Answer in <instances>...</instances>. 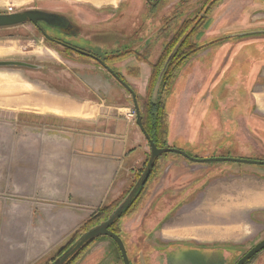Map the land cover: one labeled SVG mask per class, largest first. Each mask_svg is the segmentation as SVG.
I'll return each instance as SVG.
<instances>
[{"label": "rangeland", "instance_id": "1", "mask_svg": "<svg viewBox=\"0 0 264 264\" xmlns=\"http://www.w3.org/2000/svg\"><path fill=\"white\" fill-rule=\"evenodd\" d=\"M188 1L186 8L188 13L193 12L190 16L193 18L194 12L200 13L199 5L204 7V0ZM45 3L53 5L58 3L64 11L70 8V4L60 0H0V14H5L9 6L21 11L30 7H44ZM146 6L143 0H129L122 4L119 11L102 6L94 12L101 22L107 20L105 24L107 26L102 24L103 28H92L98 29L95 31L102 34L101 38L88 41L82 37L74 39L73 42L92 53L106 55L107 58L112 59L113 61L108 62L107 65L113 69H120L117 66L123 60L136 62L135 58L139 60L146 58V62L155 64L158 61L155 58L163 53L165 35L163 32L160 33V30L154 32V29L166 14L162 12L163 5L157 6L155 12L152 9L153 15ZM53 8L55 9V6ZM214 8L205 15L194 39L196 44L213 41L214 37H206L210 36L206 32L215 21V17L211 15ZM222 13L223 11H220L217 17ZM236 27L233 26L232 29H237ZM173 28L174 26L170 25L169 30ZM85 29L90 30V28ZM82 33L87 34V31ZM234 33L215 32L211 35L223 39ZM245 53L244 45L239 43L231 47L213 45L204 55L196 58L193 56L190 60L202 61L204 78L197 88L190 92L189 97L185 98L186 104L183 99L181 107L177 106V97L181 89L186 86L185 76L188 71L181 78L179 73L190 60L178 71L170 89L164 92L161 99L168 126L167 145H171L170 126L173 125L175 117H181L180 124L186 120L190 98L198 89L191 100L193 105L189 116L195 128L192 130V136L199 142L193 144V140L190 139L186 145L182 144L183 123V128L180 129L181 132L183 131L182 135L172 139L175 148H181L191 156L200 158L228 157L264 161V123L260 125L255 114L248 112L250 109L248 95L256 73L250 74L247 71L249 68L243 60L249 58ZM114 54L118 56H111ZM138 55H141L140 58ZM8 60L39 67L37 70L0 68V106L15 108V110L0 108V122L3 123V120L10 122L7 127H10L11 135H19L20 109L37 111L35 105L41 103L40 101L65 102L74 95H78V101H83L86 97H92L89 89L96 92V88L105 90V96L104 92L99 93L105 97L106 103L126 105L130 115L135 119L131 96L106 71L94 61L80 58L48 42L32 24L0 29V61ZM209 60L212 62L208 63ZM254 68L257 69V66ZM127 69L128 73L137 76L139 70L137 65L129 64ZM144 76L146 75L138 74L136 77L138 83L144 81ZM123 79L134 90L139 101H145L149 79L144 88L130 83L125 77ZM157 93L158 91L155 95ZM46 116L51 115L40 116L37 119L27 118L28 134L34 133L35 130H47L44 133L48 135L60 131H65L62 135H70L65 129L71 126L81 129L86 127H83L81 121L71 122L62 117ZM46 118H50L48 120L51 121L45 120ZM144 144L145 150L141 152L142 160L132 171L134 172L132 181L125 191L130 190L149 156V145ZM212 195L216 197L213 203L216 202L221 206L233 204L244 206L243 214L246 221L248 214L251 216L249 231L251 239L247 237L235 244H218L223 246V251L218 254L210 253L207 256L200 248L213 247L217 244L202 240L222 238L225 229L221 226L232 221L234 215L231 211L209 209V213L203 216L202 220L198 217L194 219L182 217L178 221V218L185 211L197 209L205 211L204 206L200 207V205ZM97 211L93 212L90 218ZM197 219L203 222L201 226L191 222L192 220L197 222ZM186 220L190 221L186 222ZM211 221H214L213 225L216 227L213 233L215 237L209 234L202 235L203 232L199 234V238L196 236L176 238L163 233L164 228L172 227L174 223L183 226L192 223L190 230L205 231L210 227L208 222ZM116 231L130 264H235L250 248L264 239V166L229 162L195 164L186 160L184 162L181 157L168 155L160 160L140 198L120 220ZM245 231L247 234L248 228ZM187 248L191 249L186 250ZM262 255L264 251L247 264H258L257 260ZM74 264H122V260L114 243L107 238H101L78 257Z\"/></svg>", "mask_w": 264, "mask_h": 264}, {"label": "crops", "instance_id": "2", "mask_svg": "<svg viewBox=\"0 0 264 264\" xmlns=\"http://www.w3.org/2000/svg\"><path fill=\"white\" fill-rule=\"evenodd\" d=\"M60 1L70 4V8L64 11L58 3L50 4L53 10L66 13L78 26L98 30L92 28H103L107 20L101 22L94 11L102 6L119 11L122 4L129 0ZM220 11L223 13L217 17ZM211 15L215 17V21L206 32L210 36L206 37L213 36V40H217L216 35H211L215 32L219 34L235 32L233 36L246 34L244 38L216 45L228 47L239 43L244 45L245 55L249 58L243 60L249 68L247 71L250 74L256 73L248 95L250 104L248 112H253L262 125L264 123V0H224L221 5L214 8ZM233 26H237V29H232ZM206 50L208 48L198 57L204 55ZM211 62L212 60L208 61ZM132 63L139 68V76L146 75L142 83H138L133 76H126L125 69ZM202 65L201 60H190L180 71V78L186 71L188 72L185 76L186 86L178 93V107L182 106L183 99L189 97L190 92L203 81ZM254 66H257V69ZM118 67L127 81L139 85L140 88L145 87L150 75V69L146 64L123 61ZM99 89L96 88V92L89 89L93 98L86 97L83 101H78V95H74L65 102L40 101L41 103L35 105L37 111L20 109L18 136L11 135L10 127H7L10 122L5 120L3 123L0 122V264H43L46 258L62 246L93 212L117 200L129 187L134 175L132 171L141 162V152L145 150L144 143L147 141L136 124V118L130 115L128 107L123 104L106 103L105 97L102 96V93L104 92L105 96L106 92ZM197 90L190 98V107L183 122L184 128L183 123L180 124L179 116L175 117L173 125L170 126L172 147H175L172 142L173 137L179 138L183 132L180 131L182 128L183 145H186L190 139L193 140V144L199 142L192 136V130L195 128L189 116L193 105L191 100ZM0 108L15 110L6 106ZM45 115L66 118L71 122L81 121L83 127H86L81 129L71 126L65 129L70 135H62L65 131L48 135L44 133L47 130H35L34 133L28 134L27 118L37 119ZM48 119L50 118L45 120ZM179 150L183 151L181 148ZM215 198L213 195L208 196L207 201L201 203L200 207L204 206L205 211L198 209L185 211L180 214L178 221L182 217L186 219L198 217L202 220V217L209 213V209L231 211L234 215L232 221L221 226L225 229L223 237L202 241L222 245L242 242L247 237L251 239L249 234L251 216L248 214L246 221L243 214L244 206L234 204L221 206L216 202L213 203ZM197 220L191 222L201 226L203 222ZM213 222H208L210 227L207 230L199 232L190 230L192 223L187 226L174 223L172 227L164 228L163 233L176 238L180 236L199 238V234L203 232L202 235L209 234L215 237L213 233L216 227ZM247 228L248 233L245 234ZM257 262L264 264V255Z\"/></svg>", "mask_w": 264, "mask_h": 264}, {"label": "trees", "instance_id": "3", "mask_svg": "<svg viewBox=\"0 0 264 264\" xmlns=\"http://www.w3.org/2000/svg\"><path fill=\"white\" fill-rule=\"evenodd\" d=\"M222 0H204V7L201 13L204 15L201 20L198 21L197 18H193L190 20H187L184 24V26L181 28L180 32L176 34V37L172 41V43L169 44V46L166 47V51L162 54L161 59L158 60L155 64L151 65V75L148 80V86H147V97L145 98V101H142L137 98V107L140 114V122L141 126L144 130L145 135L148 137L149 141H151L156 149L158 150H166V149H176L175 147L167 145L166 138H167V131L168 126L166 123V118L162 106V96L165 91H168L174 82L176 78V74L178 71L185 65L187 61H189L193 56L200 53L204 46H201L199 44H196L194 41L197 32L200 30V22L205 18V15H208L211 10L221 2ZM200 13V14H201ZM246 35V34H245ZM245 35H239V38H242ZM220 40H214L211 43L218 42ZM210 44V42H209ZM207 45V44H206ZM185 50V53H182V51ZM139 62L145 61V60H137ZM132 74V73H129ZM134 75V74H133ZM138 76V73H137ZM136 76V77H137ZM135 77V76H134ZM160 82V87L158 91V95H154L155 87ZM179 150V149H178ZM186 153V152H185ZM188 156L192 158H198L203 159L196 156H191L190 154L186 153ZM168 155H176L178 157H181L175 153L171 152H164L162 153L154 162V165L151 169V172L145 182V184L140 188V190L137 192V194L134 196L130 204L125 208L124 212L121 214V216L108 227V231L114 233L115 235L119 236L117 233V225L120 222V220L127 215V213L130 211V209L133 207V205L137 202V200L140 198L143 190L145 189L146 185L150 181L151 177L153 176L159 162L161 159L167 157ZM150 156V153H149ZM149 156L143 163V167L141 171L138 174V177L135 179L134 183L132 184L129 191L123 192L122 196L118 198L117 200L113 201L108 206L102 207L97 211V213L92 216L88 221L83 223L69 238L66 240L62 246H60L48 259L45 260L43 264H52L55 260H57L59 257H61L77 240H79L84 234H86L91 229L99 226L100 224L106 222L108 218L111 216V214L117 209V207L120 205V203L128 196L138 179L141 177ZM182 159L186 160L185 158L181 157ZM205 159V158H204ZM188 161V160H186ZM191 162V161H188ZM195 163V162H191ZM195 164H207V163H195ZM120 237V236H119ZM101 238H107L111 240L108 237H99L93 240L89 245H87L85 248H83L76 257L69 263L74 264V262L80 257L85 251H87L94 243H96ZM112 241V240H111ZM113 242V241H112ZM114 243V242H113ZM116 246V244L114 243ZM223 247V246H222ZM221 245H214L213 247H207L204 246L202 250V253L205 255H209L210 253L218 254L221 251H223L224 248H222ZM117 248V246H116ZM191 249L187 248L186 250ZM118 250V248H117ZM119 252V250H118ZM120 255V253H119ZM121 257V256H120ZM122 260V259H121ZM129 260V259H128ZM250 262V261H249ZM247 262V263H249ZM246 263V264H247ZM123 264V263H122Z\"/></svg>", "mask_w": 264, "mask_h": 264}, {"label": "water", "instance_id": "4", "mask_svg": "<svg viewBox=\"0 0 264 264\" xmlns=\"http://www.w3.org/2000/svg\"><path fill=\"white\" fill-rule=\"evenodd\" d=\"M45 6H38V7H30L23 9L21 11H14L10 14H0V29L2 28H13L22 26L25 24H32L34 26H38V23L44 24L49 29H58L60 32H62L65 35H71L74 37L82 38L85 37L88 41H94L96 39L101 38L102 34H100L99 31L95 30H89L85 29L82 26H78L75 24L72 19L66 14L57 12L52 9L50 4H44ZM87 31V34H83L82 32ZM47 40H50L49 37L42 33ZM81 55L84 56H90L85 52L77 51ZM94 58V57H93ZM96 60V58H94ZM109 74L113 76V78L132 96V101L134 104V112H135V118H136V124L143 134L144 138L146 139L149 148H150V156L147 162V165L141 175V177L138 179L128 196L120 203V205L117 207V209L111 214V216L108 218V220L99 226L91 229L86 234H84L79 240H77L61 257H59L57 260H55L52 264H69L74 257L78 255V253L85 248L87 245H89L93 240L99 237H108L110 238L117 246L122 263L123 264H130L128 260L127 253L125 251L124 245L121 241V238L114 233L108 231V227L112 225L124 212L125 208L130 204L134 196L137 194V192L140 190V188L145 184L151 169L154 165L155 160L164 152H171L175 153L183 158H185L188 161L195 162V163H209V162H229V163H239V164H246V165H256V166H264V161H258V160H249V159H241V158H192L188 156L184 151L178 150V149H166V150H158L154 146V144L149 141L148 137L145 135L144 130L141 126L140 122V114L138 111L137 104L135 103V94L132 91V89L124 83L122 80H120L119 77H117L112 70H110L106 65L100 61L96 60ZM26 68V69H39L38 66L30 65L23 62L18 61H0V68ZM160 87V82L158 81L155 90L154 95L156 93L157 87ZM264 250V239L255 244L252 248H250L235 264H246L252 258H254L257 254H259L261 251Z\"/></svg>", "mask_w": 264, "mask_h": 264}, {"label": "flooded vegetation", "instance_id": "5", "mask_svg": "<svg viewBox=\"0 0 264 264\" xmlns=\"http://www.w3.org/2000/svg\"><path fill=\"white\" fill-rule=\"evenodd\" d=\"M144 1V4L145 5H147L146 7L147 8H149V10H151L152 11V9H153V11L155 12L156 10H157V6H159V5H163V10H162V12L163 13H165L166 15L162 18L163 20H161L156 26H155V28L156 29H154V32H156V31H159L160 33L161 32H163L164 33V37H165V39H164V44H163V46H162V49H163V53L166 51V47L167 46H169V44L170 43H172V41L174 40V38L176 37V34L178 33V32H180V30H181V28L184 26V24H185V22L187 21V20H190V19H195V18H197L198 17V21L199 20H201V18L204 16V15H202L203 13H201L202 12V10H203V7H202V5H199V8H198V11L201 13H197V11L196 12H194V17L193 18H190V16L193 14V12L192 13H188V10H187V3L189 2L188 0H155V2H154V0H143ZM191 1V0H190ZM151 3V4H150ZM151 11H150V13H151ZM152 11V15H153V12ZM198 14V16L196 17V15ZM151 15V16H152ZM150 16V17H151ZM203 21V20H202ZM200 22V24L198 25V26H201V24L203 23V22ZM149 22V21H148ZM170 25H173L174 26V28H173V30H169V27H170ZM34 26V25H33ZM35 27V29L45 38V36L42 34V33H45L48 37H49V39L50 40H47L46 38V40L48 41V42H50V43H52V44H54L55 46H58V47H60L61 49H63V50H65L66 52H69V53H71V54H74V55H77L78 57H82V58H88V59H90V60H92V61H94L95 63H97L104 71H106L96 60H100V61H102L105 65H106V67H108L110 70H112L113 71V73L117 76V77H119L120 78V80H122L124 83H126L125 82V80L123 79V77H125L123 74H122V72H121V70L120 69H113V68H111L110 66H108L107 65V63L108 62H111V61H113L112 59H109V58H107V56L106 55H99V54H95V53H92V52H90L89 50H86L84 47H81V46H79V45H77L76 43H74L73 41H74V39H76V38H78V37H74V36H71V35H65V34H63L62 32H60L58 29H53V30H51V29H49L48 27H46L44 24H42V23H38V26H34ZM122 29V28H121ZM241 35V34H240ZM244 37H246V35L245 36H243L242 38H244ZM79 39V38H78ZM233 39H240L239 38V35H236V36H233V35H229V36H227V37H225V38H223V39H217V40H220V41H218V42H215V43H211V42H213V41H211L210 42V44L209 43H204V44H201V46H204V49L203 50H205V49H207V48H209V47H211V46H213V45H216V44H219V43H223V42H226V41H229V40H233ZM197 43V42H196ZM207 44V45H206ZM203 50L201 51V52H203ZM77 51H82V52H85V53H87L88 55H91V56H93L94 58H96V60L93 58V57H90V56H84V55H81L80 53H78ZM125 51V50H124ZM146 51V50H145ZM200 52V53H201ZM141 53V52H140ZM162 53V54H163ZM182 53H185V50H183L182 51ZM200 53H198V54H196L194 57H196V56H198ZM146 54H147V51H146ZM145 54V55H146ZM111 56H118L117 54L115 55H111ZM137 56V55H136ZM139 56H141V55H138V58H140ZM162 56V55H161ZM161 56H157L156 58H155V60H160L161 59ZM115 59V58H114ZM135 60H136V62L137 63H144V64H146L148 67H149V69H150V75H151V64L150 63H148V61L146 62V61H141V62H139V61H137V60H139V59H136L135 58ZM140 60H147L146 58L145 59H140ZM124 61V60H123ZM123 61H121V63L123 62ZM118 67V66H117ZM119 68V67H118ZM130 69H132V68H130ZM107 72V71H106ZM125 72H126V76H130V77H132L133 76V78H136V77H134L135 75H133L134 73H132V74H129L128 72H129V70L126 68L125 69ZM139 70H138V74H139ZM108 73V72H107ZM109 74V73H108ZM112 78H113V76L111 75V74H109ZM150 75H149V77H148V79L150 78ZM114 79V78H113ZM115 80V79H114ZM116 81V80H115ZM117 82V81H116ZM118 83V82H117ZM119 84V83H118ZM127 84V83H126ZM120 85V84H119ZM128 85V84H127ZM121 86V85H120ZM129 86V85H128ZM122 87V86H121ZM130 87V86H129ZM123 88V87H122ZM131 88V87H130ZM124 89V88H123ZM125 90V89H124ZM133 92H134V90H132ZM159 91V90H158ZM134 94H135V98H136V93L134 92ZM130 95V94H129ZM157 95H158V93H157ZM157 95H156V97H157ZM131 96V95H130ZM136 101H137V99H135ZM131 101H132V96H131ZM136 101H135V103H136ZM132 104H133V101H132ZM137 104V103H136ZM133 108H134V104H133ZM148 144V143H147ZM150 149V148H149ZM222 158H228V157H222ZM250 160V159H249ZM259 161V160H258ZM237 164H239V163H237Z\"/></svg>", "mask_w": 264, "mask_h": 264}, {"label": "built area", "instance_id": "6", "mask_svg": "<svg viewBox=\"0 0 264 264\" xmlns=\"http://www.w3.org/2000/svg\"><path fill=\"white\" fill-rule=\"evenodd\" d=\"M15 11L14 7L12 6H9L7 9H6V13L7 14H10V13H13Z\"/></svg>", "mask_w": 264, "mask_h": 264}]
</instances>
